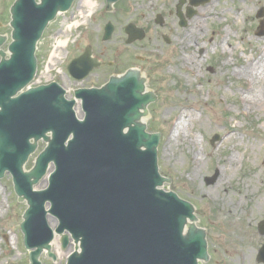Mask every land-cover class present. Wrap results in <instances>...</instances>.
Masks as SVG:
<instances>
[{
    "label": "water",
    "instance_id": "obj_1",
    "mask_svg": "<svg viewBox=\"0 0 264 264\" xmlns=\"http://www.w3.org/2000/svg\"><path fill=\"white\" fill-rule=\"evenodd\" d=\"M116 1L106 0V8L110 9ZM71 2L40 0L37 4L34 0H16L10 9L13 41L8 46L9 53L0 50V178L8 170L18 200L27 201L21 230L26 248H37L29 253L30 264H41L38 257L43 248L52 256L48 244L52 231L45 222L48 212L59 220L56 232L67 230L75 243L80 242L81 252L73 253L67 264H199L198 259H207L204 232L188 225L187 234L182 235V228L188 223L186 218L194 219L191 205L172 193L155 190L163 181L156 171L159 134L146 133L140 121L147 114L145 107L155 97L152 92H146L145 80L139 72L111 77L99 90L89 91L83 97L86 110L83 122L75 118L71 110L73 103L63 99L56 84L22 91L35 73V44L44 27ZM105 14L115 15V9ZM106 25L104 40L113 30L111 24ZM260 26L259 34H263L264 23ZM125 31L129 35L127 42L144 35L134 26H126ZM5 40V36H0V46ZM88 58L85 55L73 63L92 68L95 63ZM157 98L151 106L158 104ZM150 119L151 114L146 120ZM47 132L52 137H46ZM71 134L72 140L64 146ZM30 138L35 142L31 144ZM39 138H44L48 145L37 156L46 145L42 141L37 144L25 169L33 165L37 156L35 166L24 172L23 164ZM163 138L161 133L160 142ZM50 162L56 166L48 187L33 191V185L45 174ZM166 178L171 179L170 175ZM46 185L45 176L37 187ZM164 185L175 188L172 179ZM46 202L51 205L49 211L45 210ZM195 214H201V210L195 207ZM48 218L54 228L55 221ZM260 232L264 234V229ZM53 240L50 245L56 260L52 261L45 252L40 260L43 264H65L74 246L63 247L59 236ZM257 259L264 262V248ZM210 260L211 257L204 264Z\"/></svg>",
    "mask_w": 264,
    "mask_h": 264
},
{
    "label": "rangeland",
    "instance_id": "obj_2",
    "mask_svg": "<svg viewBox=\"0 0 264 264\" xmlns=\"http://www.w3.org/2000/svg\"><path fill=\"white\" fill-rule=\"evenodd\" d=\"M13 1L0 0V34L11 31L8 22ZM81 1L74 2L69 14L58 15L44 32L37 46L39 69L32 86L56 81L72 92L76 87L101 84L113 71L121 73L128 66L142 70L151 80L148 88L159 97L157 105H149L151 119L146 120L147 131L164 133L158 146V166L160 174L165 178L170 175L175 185V188L165 185L166 188L161 189L176 191L180 198L201 210V214H196L197 224L209 233V264H262L256 262V255L264 242V234L257 230L258 223L264 220V102L257 112L240 109L236 98L244 80L231 76L230 72L264 50V35H256V27L264 21V15H261L264 0L210 1L208 19L194 17L189 21L190 28H180L172 33V36L178 35L176 43H189L188 48L181 46L182 49L164 42L161 36H168L167 27H158L156 41L148 33L141 45H124L122 29L126 23L131 21L146 27V12L161 11L168 0H119L115 15L105 14V0H92L96 5L94 12L85 18L79 17V11L87 9ZM154 18L150 23H154ZM68 21L78 22L79 26L68 31L65 27ZM107 21L113 23L115 31L110 41L103 42V26ZM227 33L228 37L223 41L226 50L223 51L221 39ZM59 35L68 38L69 44L62 49L60 60L53 59L56 73L47 63L53 51L54 37ZM86 46L92 48V55L100 57L105 66L94 71L90 78L76 83L67 78L66 64L71 57L82 54ZM139 47L142 49H137ZM144 47L159 49L145 52ZM225 60L229 62L227 65H223ZM180 119L185 123L179 128L177 140L176 133L172 134ZM231 129L234 131L229 132ZM215 135L221 139L211 143ZM184 138L193 140L194 147L181 143ZM231 153L241 157V161L237 162L226 185L214 189L217 179L209 183L208 178L214 177L215 170H222V159ZM194 158L200 160V168L197 167L199 172L196 170L192 181L189 174L194 170ZM210 191L219 192L218 195L231 203L240 197L242 205L231 214L228 212L233 209L231 205L224 207L207 200L206 193ZM0 202L3 204L0 211V264H28L29 251L23 246L19 229L21 215L27 206L17 201L8 173L0 182ZM253 203L260 204L261 212L248 213ZM260 226L264 229V222ZM10 237L13 246L6 243ZM240 250L251 253L248 263L244 262L245 258L238 261Z\"/></svg>",
    "mask_w": 264,
    "mask_h": 264
},
{
    "label": "bare ground",
    "instance_id": "obj_3",
    "mask_svg": "<svg viewBox=\"0 0 264 264\" xmlns=\"http://www.w3.org/2000/svg\"><path fill=\"white\" fill-rule=\"evenodd\" d=\"M81 3L85 5L87 8L86 9L87 16H89L90 14H93L96 5L94 4L92 0H82ZM205 10H208V8H204L202 12H204ZM219 14H221L220 11H219ZM83 17L85 18L84 15ZM206 19H208V17ZM78 25H79L78 22H73L71 25L67 26V30L69 31L71 27L78 26ZM227 37H228V33L225 34L223 38L221 39V49L223 51L226 50V46H225L226 42L223 43V41L224 39H227ZM247 40H250V39H247ZM68 42H69L68 39L60 38L57 43V48L60 47L62 49L66 47L68 45ZM257 49L260 50V48L258 47ZM228 63L229 62L225 60L223 65H227ZM230 75L237 76V78L244 80L243 88L241 89V92L236 98L239 108L242 110L243 109L246 110L247 108L248 110H252V112H257L258 108H260L259 106L264 102V50H260L259 53L255 55L251 60H246L244 63H242L238 67V69H235V70L233 69L230 72ZM237 103H235L236 107H238ZM193 120H196V119H193ZM184 123L185 121L183 119H180V122L174 128V132L172 135L176 133L177 140H179V131H180L179 128L181 129ZM233 131H234L233 129L229 130V132H233ZM227 136H230V135H227ZM171 140H168V142H170ZM181 143H187L188 145L191 144L192 148L194 147L193 144L195 145V142L193 140L189 141V139H185V138L181 140ZM239 159L241 161V157H238L237 154L235 153L228 154L225 156V158L222 159V162H223V166L221 167L222 170H220L219 172V175H218L219 179H217L214 189H217L219 186L226 185V183L228 182V179L232 177L231 172H233ZM192 161H193L192 166L194 170L190 172L189 177L191 178L190 180L193 181V178L196 175V170L199 172L198 168H200L199 167L200 160L197 158H194ZM218 193L216 194L215 192L214 194L211 191L209 193H206L207 200H210L213 203L218 202L224 207L231 205L233 209L228 211L231 214H234V211L242 205V200L240 199V197L234 199L231 203V201L227 202L224 198H222L221 195H218ZM2 210H3V204L0 202V211ZM259 212H261V206L259 203H255V204L253 203V205L249 207V210H248L249 214H255ZM6 243L10 246H13V239H11L10 237L6 241ZM250 254L249 252L247 253L244 250H240L238 256L240 260L245 258L244 262L248 263L250 259Z\"/></svg>",
    "mask_w": 264,
    "mask_h": 264
},
{
    "label": "flooded vegetation",
    "instance_id": "obj_4",
    "mask_svg": "<svg viewBox=\"0 0 264 264\" xmlns=\"http://www.w3.org/2000/svg\"><path fill=\"white\" fill-rule=\"evenodd\" d=\"M180 1H181V4H179ZM193 1L197 2L199 0H193ZM188 4H189V0H168L167 4L166 3L163 4L161 11H159L157 13H155V11H153V10L146 12V16L144 18H146L147 27H145V28L149 29L150 24L154 25L153 26L154 30H153V34H152V36L154 37V41H156V38H157L158 27L161 29L167 27L168 36L163 34L161 37L163 38V40L166 37V41H167L166 44L173 45V47L176 46L175 43H176V40L178 39V35L172 36V33L177 31L180 28L185 27V26H182V24L180 23L179 20L185 19L187 24H188V22L195 16V15L191 16L190 19L188 17H187L188 19L186 18L187 12H188ZM152 9H153V7H152ZM153 16H155L154 23H150V19ZM156 21H160V24L159 23L157 24ZM171 37H173V39ZM164 42H165V40H164ZM189 42H190V40H189ZM135 43L139 44V45L142 44V42H135ZM135 43H133L132 45H134ZM185 44L186 45H181V44L180 45L183 47H189L188 42H185ZM139 48H141V47H139ZM144 48L145 49H152L153 51H155L156 49H159L157 47H153V48L144 47ZM103 65H101L100 67H102Z\"/></svg>",
    "mask_w": 264,
    "mask_h": 264
}]
</instances>
